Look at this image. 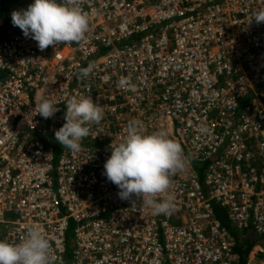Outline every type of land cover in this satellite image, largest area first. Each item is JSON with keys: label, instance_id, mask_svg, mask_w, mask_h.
Masks as SVG:
<instances>
[{"label": "built area", "instance_id": "built-area-1", "mask_svg": "<svg viewBox=\"0 0 264 264\" xmlns=\"http://www.w3.org/2000/svg\"><path fill=\"white\" fill-rule=\"evenodd\" d=\"M72 3L88 17L79 42L41 51L0 22V240L38 226L55 264H237V238L252 236L245 264H264V23L253 19L264 0ZM38 94L53 117L36 115ZM71 96H91L103 119L79 152H57ZM132 120L182 147L166 215L120 199L103 175Z\"/></svg>", "mask_w": 264, "mask_h": 264}, {"label": "clouds", "instance_id": "clouds-1", "mask_svg": "<svg viewBox=\"0 0 264 264\" xmlns=\"http://www.w3.org/2000/svg\"><path fill=\"white\" fill-rule=\"evenodd\" d=\"M253 19L258 25L264 23V9L257 10ZM11 22L25 37L36 41L41 51L60 43L79 42L89 27L87 15L72 0H33L26 9L14 10ZM91 71L89 65L80 75L87 77ZM117 86L125 90L134 88L128 77H121ZM34 111L49 119L58 109L46 94H38ZM102 119V106L91 96H71L66 100L65 123L55 131V140L64 148L79 152L82 139L90 133L89 125ZM110 149L103 175L117 186L119 198L143 199L153 215L170 213L174 201L170 176L182 171L186 163L181 145L163 130L144 133L139 123L132 120L125 139ZM158 195L162 197L159 200ZM51 247L43 229L31 226L19 243L0 240V264H55Z\"/></svg>", "mask_w": 264, "mask_h": 264}, {"label": "trees", "instance_id": "trees-1", "mask_svg": "<svg viewBox=\"0 0 264 264\" xmlns=\"http://www.w3.org/2000/svg\"><path fill=\"white\" fill-rule=\"evenodd\" d=\"M16 0H0V18L4 20L5 24H10L11 19L7 17V9L5 8V3L11 4ZM65 123L64 116L62 117V123L61 126ZM57 143V152H60L62 149L60 148L61 145H59L58 148ZM62 147V146H61ZM202 169H199V172H201ZM224 222V221H223ZM233 232V231H232ZM252 238V239H251ZM238 239V245L236 246V251L239 254L238 263L237 264H245L247 260V256L250 253L252 246L255 244V241L252 236H249L246 238H237Z\"/></svg>", "mask_w": 264, "mask_h": 264}, {"label": "rangeland", "instance_id": "rangeland-1", "mask_svg": "<svg viewBox=\"0 0 264 264\" xmlns=\"http://www.w3.org/2000/svg\"><path fill=\"white\" fill-rule=\"evenodd\" d=\"M29 5H30L29 0H16L13 3H11V4L5 3V8L7 9V12H8V14H7L8 19L9 18L11 19V13L14 10L26 9ZM0 22L1 23L2 22L4 23V20L2 18H0ZM254 241H255V244L252 246V249L251 250H253V247H255L256 246V243L258 242L256 238L254 239ZM247 258H248V256H247ZM252 263L253 264H257L258 263V259H254L252 261Z\"/></svg>", "mask_w": 264, "mask_h": 264}]
</instances>
